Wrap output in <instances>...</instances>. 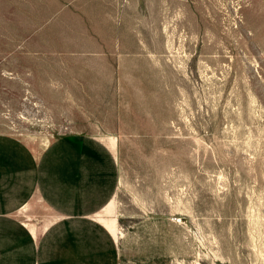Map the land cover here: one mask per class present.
<instances>
[{"label":"rangeland","instance_id":"obj_1","mask_svg":"<svg viewBox=\"0 0 264 264\" xmlns=\"http://www.w3.org/2000/svg\"><path fill=\"white\" fill-rule=\"evenodd\" d=\"M0 132L108 143L100 218L180 225L119 264H264V0H0Z\"/></svg>","mask_w":264,"mask_h":264},{"label":"crops","instance_id":"obj_2","mask_svg":"<svg viewBox=\"0 0 264 264\" xmlns=\"http://www.w3.org/2000/svg\"><path fill=\"white\" fill-rule=\"evenodd\" d=\"M117 188V160L98 136L68 132L35 147L0 132V264L179 260L172 219L141 217L113 230L100 218Z\"/></svg>","mask_w":264,"mask_h":264}]
</instances>
